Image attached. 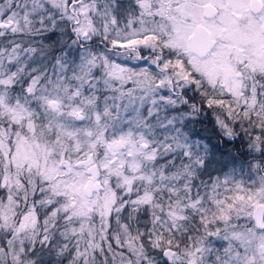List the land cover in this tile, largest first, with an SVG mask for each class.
I'll return each instance as SVG.
<instances>
[{
    "label": "snow or ice",
    "instance_id": "1",
    "mask_svg": "<svg viewBox=\"0 0 264 264\" xmlns=\"http://www.w3.org/2000/svg\"><path fill=\"white\" fill-rule=\"evenodd\" d=\"M0 264H264V0H0Z\"/></svg>",
    "mask_w": 264,
    "mask_h": 264
}]
</instances>
